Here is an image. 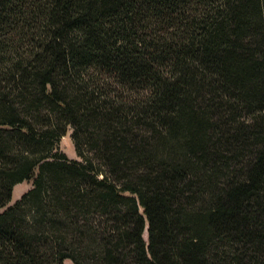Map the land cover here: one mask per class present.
<instances>
[{
	"label": "trees",
	"instance_id": "obj_1",
	"mask_svg": "<svg viewBox=\"0 0 264 264\" xmlns=\"http://www.w3.org/2000/svg\"><path fill=\"white\" fill-rule=\"evenodd\" d=\"M0 208V264H264V0H0Z\"/></svg>",
	"mask_w": 264,
	"mask_h": 264
},
{
	"label": "rangeland",
	"instance_id": "obj_2",
	"mask_svg": "<svg viewBox=\"0 0 264 264\" xmlns=\"http://www.w3.org/2000/svg\"><path fill=\"white\" fill-rule=\"evenodd\" d=\"M70 132H71V128H68L67 132L61 136L60 142H59V148L63 150L67 154V156L78 158L79 156L77 155L74 149V145H73V142L70 136ZM30 185H31L30 180L28 181L23 180L21 182L16 183L12 189V197H11L10 202L16 199L20 195V193L24 191L25 189H27ZM1 209L2 208H0V210ZM144 237H146V231H144ZM62 264H74V263L69 258H65Z\"/></svg>",
	"mask_w": 264,
	"mask_h": 264
}]
</instances>
